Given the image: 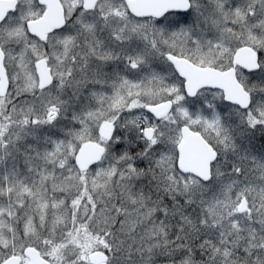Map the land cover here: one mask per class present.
<instances>
[{
  "label": "snow or ice",
  "instance_id": "6c2138e0",
  "mask_svg": "<svg viewBox=\"0 0 264 264\" xmlns=\"http://www.w3.org/2000/svg\"><path fill=\"white\" fill-rule=\"evenodd\" d=\"M0 264H264V0H0Z\"/></svg>",
  "mask_w": 264,
  "mask_h": 264
}]
</instances>
